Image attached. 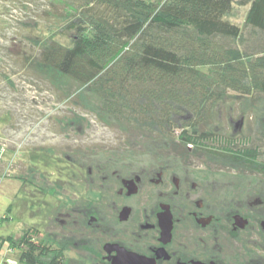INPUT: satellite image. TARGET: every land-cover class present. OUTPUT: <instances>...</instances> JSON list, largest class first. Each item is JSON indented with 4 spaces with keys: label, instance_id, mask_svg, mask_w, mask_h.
<instances>
[{
    "label": "trees",
    "instance_id": "1",
    "mask_svg": "<svg viewBox=\"0 0 264 264\" xmlns=\"http://www.w3.org/2000/svg\"><path fill=\"white\" fill-rule=\"evenodd\" d=\"M45 5L38 16L67 19L63 28L71 32L70 42L60 43L52 34L24 36L26 42L20 40L9 53L23 70L71 79L79 88L67 99L84 89L97 98L101 112L137 135L173 143L179 151L192 148L264 178L262 136L237 142L207 127L214 106L229 92L264 99V0H47ZM234 5L249 6L242 26L227 18ZM20 26L33 29L31 21ZM43 151L30 153V165L16 176L37 192L48 188L36 167L47 162ZM21 231L18 238L0 237V250L7 243L21 264H66L62 248L40 228Z\"/></svg>",
    "mask_w": 264,
    "mask_h": 264
},
{
    "label": "rangeland",
    "instance_id": "2",
    "mask_svg": "<svg viewBox=\"0 0 264 264\" xmlns=\"http://www.w3.org/2000/svg\"><path fill=\"white\" fill-rule=\"evenodd\" d=\"M45 2L47 0H0V72L3 73L0 75V142L5 144L7 158L14 156L16 146L18 149L16 158L12 159L14 163L8 162V166L4 163L10 170L0 181V237L18 238L24 228H40L62 248L66 264H94L97 262L94 248L105 241L109 233L104 230L102 235L97 230L83 229L81 223L75 224L81 217L77 209L97 208L108 220L113 218L115 204L122 203L115 194L119 186L117 175L125 176L158 164L193 171L215 188L223 185L224 190H215L214 194L220 192L219 197L225 198L226 192V201L236 198L235 194L241 193V189L257 186L258 192L264 193V178L249 170L224 159L195 153L194 149L179 151L173 143L138 136L101 112L97 98L84 89L67 99L79 88L71 79L51 78L29 68L23 70L9 53L20 40L26 42L24 36L33 34L43 38L52 34L55 40L66 45L71 39V32L63 28L67 19L52 22L38 16L39 10L46 7ZM248 7L234 5L227 18L242 26ZM26 21L33 23V29H22L20 22ZM71 119L76 120L73 126L68 125ZM240 119L242 125L236 127ZM207 127L237 142L246 141L252 135L264 138V99L229 92L214 106ZM38 148L46 155L45 165L36 164L45 175L46 192L23 187L21 179L16 178L30 165L28 156ZM151 194L152 191L147 204L153 199ZM143 199L140 194L126 202L131 201L140 210L144 206ZM9 206L12 210L8 213ZM4 217L7 219L2 220ZM111 224L114 233L124 234V223L113 220ZM86 239L89 244L82 245ZM221 241L225 253L233 257L237 252L235 243L224 238ZM0 264H21L18 251L8 249L4 243Z\"/></svg>",
    "mask_w": 264,
    "mask_h": 264
},
{
    "label": "flooded vegetation",
    "instance_id": "3",
    "mask_svg": "<svg viewBox=\"0 0 264 264\" xmlns=\"http://www.w3.org/2000/svg\"><path fill=\"white\" fill-rule=\"evenodd\" d=\"M116 179L119 186L115 194L122 203L115 204L113 218L108 220L97 208L81 207L77 209L80 220L74 221L83 229L109 233L94 248L97 264H112L116 252L108 254L104 250L107 243L151 259L153 264H264V193H259L257 186L241 189L236 198L226 201V192L225 198L219 197L223 185L215 188L193 171L165 164L144 167L125 176L119 174ZM123 180H133L137 191L128 194V183L124 185ZM215 190H220L216 196ZM151 191L153 199L147 204ZM140 194L145 197L144 206L137 210L131 201H126ZM124 207L130 211L122 221L119 213ZM113 220L125 224L124 234L114 233ZM243 220L246 224L240 227ZM164 224L170 226L168 234L163 231ZM223 238L235 243L237 252L233 257L225 253ZM81 244L88 245L89 240Z\"/></svg>",
    "mask_w": 264,
    "mask_h": 264
},
{
    "label": "water",
    "instance_id": "4",
    "mask_svg": "<svg viewBox=\"0 0 264 264\" xmlns=\"http://www.w3.org/2000/svg\"><path fill=\"white\" fill-rule=\"evenodd\" d=\"M242 125V119H240L238 122L235 123L236 127H241ZM128 183V194L135 193L137 191V188L135 186V183L133 180H123V184L125 185ZM129 207H124L120 213H119V219L120 220H126L129 215ZM240 220V218H239ZM246 224V221L243 220L242 224H240V227H244ZM170 230V226L165 225L163 227V231L165 234H168ZM104 250L109 254L112 251H115V255L113 256L112 264H153V261L151 259H148L142 255L129 252L124 247L119 246L117 244H111L107 243L104 245ZM194 264H202L200 262H196Z\"/></svg>",
    "mask_w": 264,
    "mask_h": 264
},
{
    "label": "built area",
    "instance_id": "5",
    "mask_svg": "<svg viewBox=\"0 0 264 264\" xmlns=\"http://www.w3.org/2000/svg\"><path fill=\"white\" fill-rule=\"evenodd\" d=\"M15 145H16V143H15ZM4 149H5V144L1 145V142H0V181H2V178L6 177V175L8 174V171H9V169H6V167L5 168L2 167V162H4V163L7 162L6 165L8 166V162L13 163L12 159H14L13 156L10 157V159H11L10 161L5 159V157H4ZM13 152H14V155H15V153L17 152V146L15 147V151H13Z\"/></svg>",
    "mask_w": 264,
    "mask_h": 264
}]
</instances>
